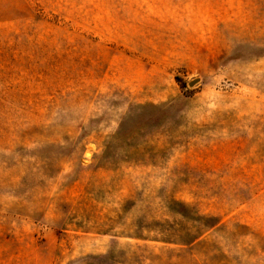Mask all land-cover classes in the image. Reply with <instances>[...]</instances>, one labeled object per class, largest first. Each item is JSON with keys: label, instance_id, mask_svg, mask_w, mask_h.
I'll return each mask as SVG.
<instances>
[{"label": "rangeland", "instance_id": "374dc122", "mask_svg": "<svg viewBox=\"0 0 264 264\" xmlns=\"http://www.w3.org/2000/svg\"><path fill=\"white\" fill-rule=\"evenodd\" d=\"M0 264H264V0H0Z\"/></svg>", "mask_w": 264, "mask_h": 264}, {"label": "water", "instance_id": "95a60500", "mask_svg": "<svg viewBox=\"0 0 264 264\" xmlns=\"http://www.w3.org/2000/svg\"><path fill=\"white\" fill-rule=\"evenodd\" d=\"M198 79H194V80H191L190 82H189V85H192L194 82H196Z\"/></svg>", "mask_w": 264, "mask_h": 264}]
</instances>
